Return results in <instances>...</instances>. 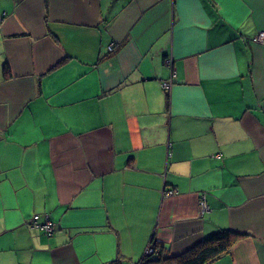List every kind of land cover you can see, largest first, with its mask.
Returning a JSON list of instances; mask_svg holds the SVG:
<instances>
[{"label":"crops","instance_id":"0c3cea01","mask_svg":"<svg viewBox=\"0 0 264 264\" xmlns=\"http://www.w3.org/2000/svg\"><path fill=\"white\" fill-rule=\"evenodd\" d=\"M260 31L264 0H0V264H138L219 229L245 235L209 264H264Z\"/></svg>","mask_w":264,"mask_h":264},{"label":"trees","instance_id":"16d2710c","mask_svg":"<svg viewBox=\"0 0 264 264\" xmlns=\"http://www.w3.org/2000/svg\"><path fill=\"white\" fill-rule=\"evenodd\" d=\"M166 58L167 56L164 55L163 60L165 61ZM3 74L4 76L9 74L6 64L3 66ZM168 104L169 95L166 92V108ZM243 235L245 234L230 229H219L204 237L182 254L170 257L159 251L156 256H154V253L145 255L138 264H167L169 262H175L176 264H209L211 261L226 253L231 244ZM105 264H121V262L115 259Z\"/></svg>","mask_w":264,"mask_h":264},{"label":"built area","instance_id":"2783aa9c","mask_svg":"<svg viewBox=\"0 0 264 264\" xmlns=\"http://www.w3.org/2000/svg\"><path fill=\"white\" fill-rule=\"evenodd\" d=\"M252 40L255 41V42H258V43H264V31H260V32H257L253 37H252ZM109 50H112L111 46H109ZM165 63L170 65L171 64V59L170 58H166L165 59ZM175 79V72L172 70L170 72V75L167 79L165 80H162L160 85H161V88L164 90V91H168L171 84L173 83ZM177 191L175 189H172V188H167L163 191V196H171L173 194H175ZM199 206L201 208V210H205L207 208L206 206V203L204 201V198L201 197L200 199V203H199ZM45 221V220H44ZM30 226L33 227V228H37L39 230H43L44 232L46 233H50L52 231V228H53V224L52 222L50 221H45L44 223H42V221H40V216L39 214H34L32 216V219L30 221ZM149 246L146 250V253H154L156 248Z\"/></svg>","mask_w":264,"mask_h":264},{"label":"water","instance_id":"95a60500","mask_svg":"<svg viewBox=\"0 0 264 264\" xmlns=\"http://www.w3.org/2000/svg\"><path fill=\"white\" fill-rule=\"evenodd\" d=\"M152 246L154 247V246H155V244H154V243H152ZM153 247H152V248H153ZM149 254H150V252H149V253H146V255H149Z\"/></svg>","mask_w":264,"mask_h":264},{"label":"flooded vegetation","instance_id":"af4514ba","mask_svg":"<svg viewBox=\"0 0 264 264\" xmlns=\"http://www.w3.org/2000/svg\"><path fill=\"white\" fill-rule=\"evenodd\" d=\"M158 252H159V251L155 250V252H154V253H155V254H157Z\"/></svg>","mask_w":264,"mask_h":264}]
</instances>
